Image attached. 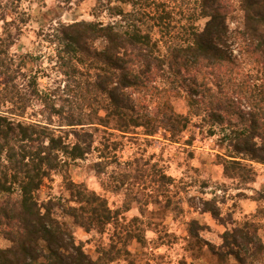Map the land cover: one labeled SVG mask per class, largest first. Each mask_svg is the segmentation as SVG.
I'll return each instance as SVG.
<instances>
[{"label": "trees", "instance_id": "trees-1", "mask_svg": "<svg viewBox=\"0 0 264 264\" xmlns=\"http://www.w3.org/2000/svg\"><path fill=\"white\" fill-rule=\"evenodd\" d=\"M3 1L0 239L6 246L0 247V264H134L128 247L145 246L147 229L137 225L143 220L123 222L122 212L68 174L71 163L95 151L97 174L122 166L112 154L117 142L104 137L95 147L100 132L122 137L163 132L176 143L197 119L198 128L225 149L226 176L252 181L248 165L264 166V0H95L91 21L58 22L35 33L52 48L49 69L40 52L10 53L31 17L20 0L12 7ZM48 72L58 78L43 89L40 80L50 81ZM172 100H184L187 113L176 112ZM123 170L118 179L113 176V186L106 181L102 186L144 194L145 188L131 187V175ZM55 173L63 174L68 197L41 200ZM151 183L152 194L167 198L168 208L173 178L154 169ZM131 201L138 197L124 211ZM151 202L161 204L156 196ZM204 205L227 229L219 245L206 244L192 221L194 247L204 243L221 264H264L259 237L264 224L256 221L264 219V209L238 222L211 201ZM66 220L86 234L102 236L111 227L109 244L99 245L93 258Z\"/></svg>", "mask_w": 264, "mask_h": 264}, {"label": "rangeland", "instance_id": "rangeland-1", "mask_svg": "<svg viewBox=\"0 0 264 264\" xmlns=\"http://www.w3.org/2000/svg\"><path fill=\"white\" fill-rule=\"evenodd\" d=\"M7 1L12 7L13 0H4L3 3ZM94 4L95 0H72L70 4H66L64 0H20L21 10L29 14L31 19L20 39L10 48V53L40 52L44 56L43 67L51 68L48 58L52 56V48L37 40L35 33L40 28L58 22L91 21L90 13ZM11 17L13 18V14L8 15V18ZM204 22L199 21V26L202 27ZM48 73L50 81L40 80V87L43 89L50 87L52 80L58 78L55 73ZM3 83L4 80L0 79V87ZM172 105L176 112L187 113L184 100H172ZM155 106L156 103L153 102V112L156 110ZM198 127L199 120L192 119L188 130L178 137L176 143L169 140L163 132L153 137L145 136L141 131L126 137L100 132L95 135V147H99L98 142L104 137L117 142L119 145L112 154L122 166L114 168V165H110L104 168L102 174H97L95 163L99 159L95 151L84 160L71 163L68 168L73 182L83 184L105 198L111 209L122 212L123 222L128 223L136 217L143 220V224L137 225L147 229L145 246L132 242L128 247L134 264H221L204 243L201 248L194 247V238L189 234L190 223L194 221L201 227L198 235L202 242L215 246L221 243L220 236L227 228L204 211V201L216 204L223 216L238 222L246 218L253 219L259 208L264 209V200L257 203L254 201L255 198L264 196V166L255 163L248 165L254 173L251 175L252 181L243 182L237 176H226L221 159L225 149L219 146L217 138L207 137ZM121 168L131 175V187L137 192H144L142 189L145 188L144 194L129 195L125 194V190L116 193L102 186L103 181L113 186V176L118 179ZM154 169L161 170L174 180L166 194L170 199L168 208H165L167 198L161 197V194H152L156 187L151 183ZM62 178V173L53 174L46 187L41 190L40 199L46 200L49 196L57 195L68 197L62 187ZM133 195L138 197V201H131L129 210L124 211L127 205L125 203ZM153 196L158 197L161 204L151 202ZM66 221L75 236L85 242V249L93 258L98 255L99 245L109 244L113 230L111 227L100 236L97 233L86 234L71 220ZM256 221L264 224L262 218ZM259 237L264 242V229H260ZM4 246L6 243L0 239V247ZM228 264L235 262L230 260Z\"/></svg>", "mask_w": 264, "mask_h": 264}]
</instances>
